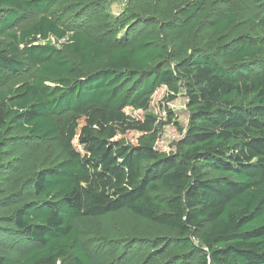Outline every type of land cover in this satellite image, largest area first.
Returning a JSON list of instances; mask_svg holds the SVG:
<instances>
[{
	"label": "trees",
	"instance_id": "1",
	"mask_svg": "<svg viewBox=\"0 0 264 264\" xmlns=\"http://www.w3.org/2000/svg\"><path fill=\"white\" fill-rule=\"evenodd\" d=\"M118 1L0 0V264H264V0Z\"/></svg>",
	"mask_w": 264,
	"mask_h": 264
},
{
	"label": "rangeland",
	"instance_id": "2",
	"mask_svg": "<svg viewBox=\"0 0 264 264\" xmlns=\"http://www.w3.org/2000/svg\"><path fill=\"white\" fill-rule=\"evenodd\" d=\"M128 4V0H119L116 3H113L112 13L114 15L120 14L124 7ZM35 17L32 14H28L23 18L22 21L18 22L19 27L18 29L22 28L23 26L28 25L31 23ZM53 44L55 46H62L66 39H57L52 38ZM9 83L14 84V79H12ZM167 94V89L165 87L158 90V92L154 96V100L151 104V112L157 114L159 117L166 119L168 116L167 111L171 110L175 113V120H177L180 125L183 127H187L189 122V113L187 110V102L188 98L184 93H181L176 97L175 100L172 102H166L165 97ZM127 111L139 118H143L144 112L143 111H134L130 108L127 109ZM184 133L180 132L174 124L168 125L164 128V132L160 138V140L157 143V149L161 152L169 153L175 149L176 142L182 138ZM139 136V133L136 131H131L128 134L125 135V138L129 142L136 143L137 138ZM78 148H81L80 145L77 146Z\"/></svg>",
	"mask_w": 264,
	"mask_h": 264
}]
</instances>
